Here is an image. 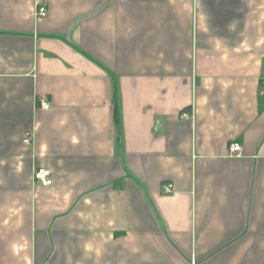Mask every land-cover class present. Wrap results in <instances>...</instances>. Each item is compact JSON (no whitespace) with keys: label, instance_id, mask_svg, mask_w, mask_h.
Segmentation results:
<instances>
[{"label":"crops","instance_id":"crops-1","mask_svg":"<svg viewBox=\"0 0 264 264\" xmlns=\"http://www.w3.org/2000/svg\"><path fill=\"white\" fill-rule=\"evenodd\" d=\"M0 264H264V0H0Z\"/></svg>","mask_w":264,"mask_h":264},{"label":"built area","instance_id":"built-area-1","mask_svg":"<svg viewBox=\"0 0 264 264\" xmlns=\"http://www.w3.org/2000/svg\"><path fill=\"white\" fill-rule=\"evenodd\" d=\"M35 16L38 18H43L46 16V10L44 7L38 6L36 9ZM41 108L48 109V104L46 102L40 103ZM182 118H190L189 114H182ZM22 142L26 145L30 144V137L28 134L23 136ZM229 154L235 158L242 157V147L238 142H233L229 145ZM33 180L36 184H38L42 188H48L52 184L50 173L43 169H37L33 173ZM162 190L165 193H170L172 190V186L170 184L162 186Z\"/></svg>","mask_w":264,"mask_h":264}]
</instances>
